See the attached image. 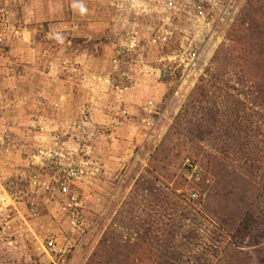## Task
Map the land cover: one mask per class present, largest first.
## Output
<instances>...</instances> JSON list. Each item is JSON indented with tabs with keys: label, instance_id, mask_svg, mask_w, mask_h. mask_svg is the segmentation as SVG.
<instances>
[{
	"label": "rangeland",
	"instance_id": "1",
	"mask_svg": "<svg viewBox=\"0 0 264 264\" xmlns=\"http://www.w3.org/2000/svg\"><path fill=\"white\" fill-rule=\"evenodd\" d=\"M122 1L0 3V264H264V169L182 115L212 57H264V0L164 45Z\"/></svg>",
	"mask_w": 264,
	"mask_h": 264
},
{
	"label": "trees",
	"instance_id": "2",
	"mask_svg": "<svg viewBox=\"0 0 264 264\" xmlns=\"http://www.w3.org/2000/svg\"><path fill=\"white\" fill-rule=\"evenodd\" d=\"M234 41L244 38L237 33ZM250 58L212 57L182 115H192V135L200 144L218 142L230 161L259 171L264 169V57ZM232 79L247 90L230 86Z\"/></svg>",
	"mask_w": 264,
	"mask_h": 264
},
{
	"label": "built area",
	"instance_id": "3",
	"mask_svg": "<svg viewBox=\"0 0 264 264\" xmlns=\"http://www.w3.org/2000/svg\"><path fill=\"white\" fill-rule=\"evenodd\" d=\"M235 2L236 0H123L118 6L120 10L130 14L157 15L162 26L152 38V42L164 45L168 43L171 35V32L167 30V25H171L176 19L185 18L194 27H202L211 31L231 14ZM6 28L5 14L3 10H0V44L5 42ZM197 55V51L191 49L185 51L181 57H198ZM190 167L192 175L197 176V167L193 165ZM61 191L67 193V186L62 184ZM190 198L195 199L196 193H192Z\"/></svg>",
	"mask_w": 264,
	"mask_h": 264
},
{
	"label": "clouds",
	"instance_id": "4",
	"mask_svg": "<svg viewBox=\"0 0 264 264\" xmlns=\"http://www.w3.org/2000/svg\"><path fill=\"white\" fill-rule=\"evenodd\" d=\"M80 10H81L82 13H83L84 11H86V9H84V7H83L82 5H81V7H80ZM57 39L60 40V42H62V38L57 37Z\"/></svg>",
	"mask_w": 264,
	"mask_h": 264
},
{
	"label": "crops",
	"instance_id": "5",
	"mask_svg": "<svg viewBox=\"0 0 264 264\" xmlns=\"http://www.w3.org/2000/svg\"><path fill=\"white\" fill-rule=\"evenodd\" d=\"M2 2V0H0V3Z\"/></svg>",
	"mask_w": 264,
	"mask_h": 264
}]
</instances>
